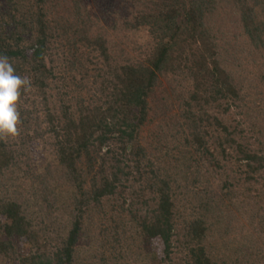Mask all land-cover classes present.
I'll list each match as a JSON object with an SVG mask.
<instances>
[{"label":"trees","instance_id":"trees-1","mask_svg":"<svg viewBox=\"0 0 264 264\" xmlns=\"http://www.w3.org/2000/svg\"><path fill=\"white\" fill-rule=\"evenodd\" d=\"M92 1L96 13L88 0H0V55L31 81L19 135L0 138V187L41 139L73 188L51 251L28 206L0 197V256L78 264L95 217L108 219L98 264H264L231 236L237 216L264 233V132L239 128L264 105V0ZM99 2L119 7L108 30Z\"/></svg>","mask_w":264,"mask_h":264},{"label":"rangeland","instance_id":"rangeland-1","mask_svg":"<svg viewBox=\"0 0 264 264\" xmlns=\"http://www.w3.org/2000/svg\"><path fill=\"white\" fill-rule=\"evenodd\" d=\"M113 1L115 2V0ZM87 4L90 10H96L95 13L97 12V4L95 2L88 0ZM115 5V8L102 2H99L98 5L108 15L105 21L102 20V24H104L107 30L110 29L113 21L119 15L117 14L118 11H116L119 8L118 4L115 3ZM112 38L114 37L112 36ZM113 41H115V38ZM232 68L234 69V67ZM251 70V66L243 65V68H235L234 71L239 75L247 76V73L250 75ZM258 110L260 114H256L258 116L257 119L253 117L254 115L250 116L251 118L248 119L244 116L246 121H243L240 117L235 115L230 116V119H234L232 122L233 124L235 121L240 122L242 120L239 124V128L243 130L245 137L255 136V138L259 137L260 139L261 135L259 136V132L261 131V134L264 132V105L260 106ZM174 114H177V112L174 111ZM147 131H149V128L144 132V136L147 135ZM24 155L26 159H23V162H28L30 167H28V169H24V166L22 169L16 167L10 170L5 184L0 187V197H12L28 206L27 215L33 223L34 231H45V233L40 235L36 233L38 237H43V240L38 238L40 240L41 249L45 250L43 247L46 245L47 251H51L54 243L66 235L72 207L70 193L73 192V188L68 186L65 179L60 176L52 148L46 146V143L41 139L30 142L28 149L23 153V156ZM242 190L243 189H241V191ZM107 222L108 219H98L95 217H92L91 221L86 220L85 228L87 232L81 236L76 247V261L78 264L99 263L95 256L97 252L96 244H98V241H102V238L99 237L100 230L107 226ZM252 222L249 216H237L236 223L233 225V229H236V231L233 232L231 236L236 240H241V236L250 238L251 242L257 246L258 251L263 252L264 233L261 232L258 225L252 224ZM239 230H242V234ZM44 240L51 241V244H46ZM20 245L22 248V257L36 250L35 245L33 246L29 242ZM0 264L18 263L17 259L11 260L0 256Z\"/></svg>","mask_w":264,"mask_h":264},{"label":"clouds","instance_id":"clouds-1","mask_svg":"<svg viewBox=\"0 0 264 264\" xmlns=\"http://www.w3.org/2000/svg\"><path fill=\"white\" fill-rule=\"evenodd\" d=\"M30 87V79L17 75L10 58L0 55V138L19 135L20 112L17 104L22 90Z\"/></svg>","mask_w":264,"mask_h":264}]
</instances>
